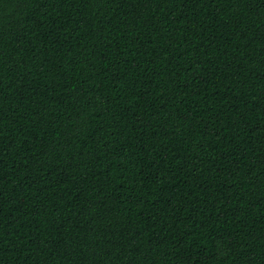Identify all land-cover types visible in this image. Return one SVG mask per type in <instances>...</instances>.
<instances>
[{
	"label": "trees",
	"instance_id": "trees-1",
	"mask_svg": "<svg viewBox=\"0 0 264 264\" xmlns=\"http://www.w3.org/2000/svg\"><path fill=\"white\" fill-rule=\"evenodd\" d=\"M0 264H264V0H0Z\"/></svg>",
	"mask_w": 264,
	"mask_h": 264
}]
</instances>
